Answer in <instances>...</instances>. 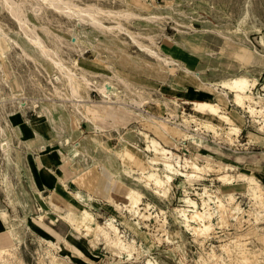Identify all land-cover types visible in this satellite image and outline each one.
Returning a JSON list of instances; mask_svg holds the SVG:
<instances>
[{
  "label": "rangeland",
  "instance_id": "rangeland-1",
  "mask_svg": "<svg viewBox=\"0 0 264 264\" xmlns=\"http://www.w3.org/2000/svg\"><path fill=\"white\" fill-rule=\"evenodd\" d=\"M77 1L81 4H100L104 9L116 10L122 9L123 0ZM148 1L157 6L173 2L177 11L162 28L155 25L147 26L146 23L135 19L127 22L126 28L136 35L140 43L150 44L152 48L158 51L160 49V52L170 53L176 57L179 61L173 65L174 71L171 73L167 72L163 63L146 51L140 50L126 32L106 28L97 29L89 22H81L76 30L81 29V36L84 35L83 41L86 42L87 39L91 42L85 44L87 47L81 44L84 47L83 57L78 47L70 46L69 29L74 25L72 18L48 7L40 17L34 15L31 10L25 12V16L38 25L37 31L41 37L48 45L56 48L60 57L78 60L81 66L88 67L92 71L109 72L108 69L89 61L96 55L127 78L135 90L136 87L139 89L138 92L132 91L134 94L127 90V99L124 101L109 103L104 108L103 117L100 119L93 117L91 107L76 108L71 104L76 101L74 97L67 94L64 78L60 76L56 68H50L48 62L35 61L38 54L27 42H25L26 49L34 59L29 57L22 59L20 55H16L18 50L15 48H9L5 52V58L0 53V64L7 71L5 80L0 73V93H3L6 98L0 100V125L7 129L12 138L17 135L14 127L6 121L10 113L14 118L20 115L19 112L13 111L14 109L23 111L25 108L21 109L16 106V103L11 102L13 96L10 95L7 82H10V75L14 73L22 89L25 88L23 95L18 97L26 94L29 97L44 98L42 100L44 104H53L54 119L50 121L59 120L60 125L62 124V126L59 125L61 130L63 125L66 127L62 131L60 128L57 129L53 138L48 135V139L45 140L49 142L45 144V148H40L38 154L42 155L43 161L44 157L48 159L54 157L52 158L54 170H52L60 174L61 180L67 177L61 174L58 164L69 167L71 171L73 167H80L85 162H89L91 176L96 178L98 184L94 192H99L92 193L95 198L86 199V204L83 203L82 207L85 206L93 213L96 222L103 225L105 220L113 219L118 228L115 233L109 232L108 239L102 235L94 237L91 234L82 235L76 232L72 219L67 216L70 204L67 205L66 202L71 199L69 193L63 190V195L59 197L60 203H54V201L50 203L52 208L48 207L39 197L38 191L33 188L37 180L31 175V172L35 170L33 160L35 156L30 151V149L34 151L32 140L27 144L29 147L26 153L23 145L15 143L17 140L13 139L14 145L22 148L23 153H26L27 158L24 159L23 164L30 169L27 172L26 166L22 167V172L25 173L23 182L24 187L30 189L34 197L26 200L25 206L28 205L29 208L27 207L26 219L22 220L20 216L24 215V210L18 206V213H16V209L9 204V197L2 189L1 174L0 208L9 214L14 224V234L7 231L10 240L5 245L13 246V254L9 258L14 262L39 264V261L43 260L46 264H56L60 260L65 264H149V259L154 264H231L232 262L230 263L228 256L221 248L222 245L228 244L236 236L249 242V245L257 243L253 235L246 234L252 227L264 233V209L248 195L244 182H235L236 185L222 183L216 178L219 173L217 167L203 166L206 162L215 166L228 163L235 167L233 172L237 170L251 172L254 179L259 180L264 186V127L260 128L264 123V111L251 114L246 107L237 106L233 103V92L229 88L224 89L227 91L221 99L217 93H210L202 88L203 82L220 89L219 84L223 79L228 80L235 74L247 73L250 78H257V83L251 88L252 94L257 99L264 98V44L261 43V39H264V0ZM242 18L244 19L242 26L235 30ZM175 20L182 23L178 24ZM103 21L104 24L111 25L115 20L105 18ZM40 22H43L45 27H40ZM188 23L192 26L187 25ZM0 24L22 41V37L15 33L18 24L8 10L2 7L1 2ZM46 27L51 30V33L45 31ZM54 34L61 35L62 42L54 39ZM147 35H150L151 40ZM227 35H231L234 41L229 37V39L226 38ZM1 45H3L2 42H0V48ZM182 62L197 72L199 79L186 75L181 69L176 68L183 67ZM43 66L48 67V71ZM51 74L60 76L59 81L54 78L52 80L59 90L54 88L50 80ZM94 78L100 77L94 75ZM115 82L117 85L120 84L117 80ZM5 89L8 91L5 92ZM258 95L260 97H257ZM138 96L149 101L139 106L132 101V98L139 99ZM208 96L214 103H220L231 118L240 125L238 134L230 136L234 139V143L228 142L225 137L228 124L218 121L216 116L197 114L194 110L192 101L202 100ZM91 98L96 101L101 100L96 91L91 92ZM165 98L173 99L177 105L175 106ZM3 101L8 106V111L4 108ZM137 111L144 115L137 114ZM169 111L176 114L171 120L174 124L177 123L180 130L174 139L164 142L154 132L153 123L147 116H152L158 122L161 117H170ZM38 112L42 113L39 110ZM115 113L122 115L125 120L107 123V120L112 121L109 118H113ZM25 114L31 120L36 118L33 110H28ZM181 115L188 117V127L184 125ZM127 118H129L128 121ZM205 118L213 124L220 135L216 136L212 131L201 127L200 122ZM29 124L31 125L30 122ZM30 125L27 129L21 128L22 139H30L34 135L39 137ZM97 125L100 126L99 129L96 128ZM131 127L146 133L149 139L156 140L168 150L167 155L170 156V161L175 168L169 184L165 182L166 171L162 163L155 164L153 167H158L155 170L141 160L144 154L154 156V149L153 146L146 148L149 143L142 138L141 134L131 133ZM196 127L199 128L195 129ZM182 131L188 135L184 136ZM198 138L204 141L201 142ZM75 142L81 144V151L76 153L78 156L73 159V163L61 162L56 153L58 149H54L60 148V143L65 147L66 144ZM128 142L136 147H132ZM107 146L109 150L106 153L104 147L107 148ZM47 148L45 153L44 149ZM13 151L16 152L14 149ZM117 151L125 159L129 158L123 154L126 151L140 158H130L131 163H127L122 156L116 154ZM12 156L15 158V154ZM179 156L181 164L184 163V168L181 170L177 169L172 160ZM189 160L199 163L203 168L193 170L187 166ZM141 167L144 168V172ZM11 168L7 169L8 178L17 188V178ZM152 171L157 172L161 178L160 186L148 177V172ZM29 179L32 180L33 187L29 186ZM69 189L73 191L74 185L70 183ZM133 191L140 195V207H142L140 212L144 216L133 214L128 210L131 205L125 195ZM41 193L48 194L49 187ZM230 194L234 197L232 200L228 198ZM186 196L196 203V210L210 213L209 219L205 220L207 223L208 220L211 222L209 230L198 231L195 227H199L200 223L197 221L185 223L183 216L177 212L183 206ZM23 199L24 197L21 201ZM35 202L40 205H38L40 209ZM118 203L120 206L117 205ZM217 207L220 211L216 210ZM59 211L63 213V217L60 216ZM2 230L4 227L0 222V231ZM140 232H143L145 237ZM15 236L17 239L14 240L12 237ZM111 238L115 241L120 240L125 245V249L114 245ZM48 241L55 243L56 247L48 245ZM200 255L202 260H199Z\"/></svg>",
  "mask_w": 264,
  "mask_h": 264
},
{
  "label": "bare ground",
  "instance_id": "bare-ground-1",
  "mask_svg": "<svg viewBox=\"0 0 264 264\" xmlns=\"http://www.w3.org/2000/svg\"><path fill=\"white\" fill-rule=\"evenodd\" d=\"M1 5L3 8L8 10L12 18L15 20V22L18 24V29L15 30V33L18 34V36L22 37V41L17 36H14L10 32H8L7 29H5L0 24V42L3 43L0 48V53L3 56V58L6 57L5 52L9 50V48H15L17 49L16 55H20V57L23 59L24 57L27 58H33L32 54L26 49L27 42L32 48L36 50V53L38 54V58H35L34 60L41 63V62H48L50 64V68H56L60 76L64 78L66 85H67V94L74 97L76 102H72L71 104L75 106L76 108L86 106L91 107V111L93 112V117H98L100 119L102 116V113L104 111V108L109 105V103H119L118 100L124 101V99H127L126 92L130 91H136L138 92L139 89L136 87V90L132 84H130L129 80L122 76L111 64L105 62L104 60L98 58L96 55H94L93 58H90V62L95 63L96 65H100L106 69H108L109 72H100V71H92L88 69V67H83L79 64L78 60H75L73 58L68 57V59H63L58 54L55 47L48 45L45 40L41 37L39 32L37 31L38 25L31 22L26 16L25 12L27 10H31L34 15L40 17L41 13L46 10L48 7L49 9L56 11L58 13L64 14L67 17H70L74 20V25H72L69 29L71 38H70V46L71 47H78L79 52L81 51V54L83 56V50L85 44L91 43L86 39V42L82 40L81 36V29L76 30V27H79L81 25V22H89L92 26L96 27L97 29L106 28L109 30H116L117 32H126L131 39L132 42L136 43L138 48L140 50L146 51L149 53V55L156 58L158 61L163 63L166 66V70L168 73H171L174 71L173 65L177 64L179 61L176 57H173L170 53L166 52H160L156 50L155 48H152L150 44H142L138 41V38L135 34L129 32L126 28L127 22H132L133 19L142 21L146 23L145 25H155L162 28V26L169 21V18H172L173 14L176 13L177 8L173 2H167L164 6L161 5H153L148 0H123L121 2L122 9H116V10H109L104 9L103 6L100 4L90 3V4H81L77 0H0ZM105 18H111L115 21L111 25L104 24L103 19ZM178 24L182 23L181 21L175 20ZM244 22V19L242 18L240 22H238V26L235 30L239 29V27L242 26ZM43 22H40V27H45V24H42ZM187 25L192 26L191 23H188ZM47 33H51V30L46 27L45 28ZM54 39L57 41L62 42V36L59 34H54ZM223 36V35H222ZM86 37V34H85ZM147 37L151 40L150 35ZM230 38L233 40L231 35H227L226 38ZM228 38V39H229ZM5 41V42H3ZM234 41V40H233ZM152 42V41H151ZM261 43L264 44V39H261ZM84 44V47L81 45ZM3 46V47H2ZM94 54H96L95 49L93 48ZM84 57V56H83ZM5 60V59H4ZM183 63V62H182ZM3 65L0 64V73L3 75V79L5 80L7 76V71L3 69ZM47 71L48 67L43 66ZM176 67V66H175ZM181 69V71L186 75L194 76L195 78L199 79V76L197 72L193 71L187 64L183 63V67L179 66L176 67ZM94 75L99 76L100 78H94ZM52 77H50V80L52 82L53 78L55 80H60V76L57 74H51ZM118 81L120 84L117 85L115 81ZM7 82V80H6ZM257 83V78L253 77L250 78L247 73H241V74H235L234 76H231L230 78L223 79L222 83L219 84L221 87L220 89L218 87L213 86L212 84H207L202 82V88H204V91L210 92V93H217L221 98H224V95L226 94V91L224 89L229 88L230 91L233 92V103H235L237 106L246 107L248 111H250L251 114H255V112H263L264 111V98H256L254 94H252L251 88L255 86ZM9 89H10V95L12 99H14L17 106L21 109H23L28 102H32L34 106L38 107V110L42 113L46 114L49 120L54 119L53 115V104H44L42 100H36L32 99L29 101V98L23 95V89L21 86L16 87L11 81L7 82ZM54 88L59 90V87H57L54 84V81L52 82ZM128 90V91H127ZM96 91L100 97L101 100L96 101L91 98V92ZM131 94H134L133 92ZM227 97V95L225 96ZM257 97H260L258 95ZM137 98H132V101L136 104L143 105L144 103L148 102L149 100L138 96ZM5 95L3 93H0V100H4ZM169 102H172L177 105V102L170 98H165ZM228 99V98H227ZM229 100V99H228ZM86 101H89L86 103ZM52 102V101H51ZM165 103V101H163ZM124 103V102H121ZM194 110L197 114H206L208 116H216L218 121H222L226 124H228V129L225 132L226 140L230 143H234V139L230 136L232 134H238L240 125H238L234 119L231 118V115L228 114L227 111H225L223 106L220 105V103H214L212 99L204 97L202 100H196L192 101ZM139 115H144L142 112L137 111L136 112ZM170 117H161L159 118L158 122L157 120H154L152 116H147L153 123L154 132L156 135L161 138L164 142L170 141V139H174L176 135H178V131L180 130L177 127V123L174 124V122L171 120L174 115H176L173 111H169ZM164 115V114H163ZM183 117V123L187 127L189 126V119L185 115H181ZM90 118V116H88ZM193 120V119H192ZM7 123H9V118L6 119ZM201 127L206 129L207 131H212L214 135H220V132L216 130V128L213 126V124L210 123L208 119H204L200 122ZM264 127V123L260 126V128ZM97 129L100 128L99 125L96 126ZM199 127H196L195 129H198ZM14 131L18 132L17 128L14 127ZM131 133L134 134H141L142 138L146 140L149 144L146 145V148L149 146H153L154 149V156H148L144 154L141 156V160L148 163V165L155 170L158 169V167H153L155 164L162 163L164 166L165 172V182L169 184L170 180H172V173L175 172V168L173 167V164L170 161V156L167 155V151L159 142L153 139H149L147 134L141 131H138L137 129H134L133 127L130 128ZM137 131V133H136ZM182 134L184 136H187L185 132L182 131ZM200 136V135H199ZM204 137V136H203ZM40 139V138H38ZM201 142H203V139L198 138ZM38 141V140H37ZM49 142L45 139H41L40 141V148H45V144ZM129 143V142H128ZM132 145V147H136V145H133V143H129ZM61 147L57 150L58 158L61 162H71L73 163V159L78 156L76 153L78 151H81V144L79 142H75L74 144H66L65 147H63V144L60 143ZM200 145V144H199ZM131 147V148H132ZM105 152L107 153L109 148L107 146L104 147ZM138 151L139 149L136 148ZM133 151V148H132ZM115 153V152H114ZM12 154H15V158L12 156ZM117 155L122 156L118 151L116 152ZM126 155V157H129L125 159L123 156V160H125L127 163H131V159H136L140 157H134L127 151L123 153ZM0 155L1 160L3 163V169H2V185L3 189L6 193V195L9 197V204L12 208L16 209L19 206L24 210V215L20 216L22 220L26 219V213H27V206L26 200L33 199V196L31 195L28 188L24 187V180L23 175H21L20 172V164H21V156L18 150L14 153L13 147H12V137L11 134L7 131V129L3 128L0 125ZM109 155V154H108ZM33 160L37 164L38 169H41L44 167V161L41 154H38V157H33ZM188 161V160H187ZM189 164H187L188 167L192 168L193 170H198L200 168H203V166H207L209 168L217 167V170L219 171L217 175V180L221 181L225 184L230 185H236L235 182L242 181L244 182L243 185L248 193L252 198L255 199V202L260 204L262 209H264V186L259 182V180L254 179V176L251 174V172H247L244 170H237L236 172H233L235 167L231 164L224 163L222 165L215 166L214 164L210 162H206L205 165L201 167V165L197 162L189 160ZM186 165V162H185ZM14 167L15 169V175L18 182V189L15 187L14 183L10 178H8V172L7 169ZM30 169L27 167V170ZM144 168L141 167L142 172ZM47 172L52 176L53 182L49 185L50 193L46 196H42V194H39V197L43 200L44 203L51 205L50 203H56L59 202V197L63 195V190L67 191L69 195L71 196L70 201L66 202V204H70L68 207L67 216L72 219V225L75 227V231L80 234H91L94 237H98L102 235L104 238L108 239L110 238L109 232L113 231L114 233L117 232L118 228L114 224L113 219L105 220L104 224H100L96 222L93 213L86 208L85 206L82 207V204H86V199H93L95 198L94 195H92L94 189H97V181L96 178L91 176L90 170H89V162H85L80 167H73L70 171L71 176L69 179H63L59 178L60 174L53 171L51 168H46ZM44 171V170H43ZM232 171V172H231ZM46 172V173H47ZM25 174V173H24ZM28 174V173H27ZM148 177L152 178L154 183L158 186L162 184L161 178L158 176L157 172H148ZM45 177V176H44ZM43 177V178H44ZM42 178V179H43ZM73 184H72V183ZM70 183L74 185L75 189L73 191H70L69 185ZM33 187L32 180L29 179V186ZM209 196V194H208ZM23 201H21V198H23ZM125 197L127 198L129 204L131 205L128 207V210L136 215H142L140 212V204L141 199L138 192L133 191L130 192L128 195L126 194ZM231 200L234 198L231 194L228 196ZM209 199V198H208ZM217 200H221L217 197ZM65 202V201H64ZM119 202V201H118ZM184 204L182 207H180L177 212L180 213V215L183 216V220L185 223L190 221H197L200 223L199 227H195L198 231L204 232L210 229L211 222L208 223L205 221L206 219H209L210 213L209 212H200L196 210V203L191 200L190 197L186 196L184 199ZM60 203V202H59ZM203 203H205L203 201ZM65 204V203H64ZM118 203L117 205H119ZM40 206V205H39ZM38 206V209L40 207ZM58 206V205H57ZM120 206V205H119ZM118 206V207H119ZM190 206V207H189ZM192 206V208H191ZM189 207V208H188ZM29 208V207H28ZM56 210V208H54ZM218 211H220L219 207H217ZM58 211V210H56ZM60 212V211H59ZM60 216L63 217V213L60 212ZM42 214V213H41ZM19 216V214H18ZM44 216V214H42ZM148 217V215H145ZM0 217L2 219V222L5 224L6 230L8 232L14 231V224L10 220L9 214L0 208ZM66 221V220H64ZM127 221V220H125ZM131 225V223H130ZM132 226V225H131ZM27 227V226H26ZM134 228V226H133ZM14 234V232H13ZM141 235L144 236L143 232H140ZM248 235H253L257 241V243H251L249 245V242L244 241L240 236H236L233 238L228 244L222 245L221 248L223 249L224 253L228 256V259L230 260L231 264H264V233L261 232L258 228L252 227L248 229L246 232ZM93 237V238H94ZM145 237V236H144ZM14 240L17 239V236L12 237ZM112 242H114V245H117L121 249H125V245L120 241H115L114 238H111ZM19 241V240H18ZM48 245L52 247H56L55 243H52L51 241H48ZM2 245V244H1ZM12 247L8 246H1L0 247V264H18L17 262H14L9 258L10 255L13 254ZM54 258H56L54 256ZM227 259V257H226ZM199 260H202L201 255L199 257ZM228 261V260H227ZM149 264H154L153 261L148 259ZM216 263V262H215ZM39 264H46L43 260L39 261ZM56 264H65L63 262H58ZM229 264V263H227Z\"/></svg>",
  "mask_w": 264,
  "mask_h": 264
},
{
  "label": "crops",
  "instance_id": "crops-1",
  "mask_svg": "<svg viewBox=\"0 0 264 264\" xmlns=\"http://www.w3.org/2000/svg\"><path fill=\"white\" fill-rule=\"evenodd\" d=\"M11 73V72H10ZM9 80L13 83L14 82V85L16 86V87H19V86H21L20 85V83H19V81H17L18 80V78L16 77V75H14V73H11V75H10V78H9ZM35 84H36V82H35ZM38 84V83H37ZM40 84V83H39ZM6 90L7 89H5V92H6ZM23 90L25 91V88H23ZM8 91V90H7ZM44 91V90H43ZM26 93V92H25ZM25 96H26V94H25ZM26 97H29V96H26ZM56 98V97H55ZM32 99H36V100H43L44 98H40V97H29V101H31ZM14 102L15 103V101L12 99L11 100V102ZM5 103V101H3L2 102V104H3V106H4V108L6 109V111H8L7 110V105H5L4 104ZM10 107H12V105H9ZM14 107H15V105H13ZM17 106V105H16ZM10 107L8 108V109H10ZM29 108H31V109H29ZM28 110H33L34 112H35V116H36V118L35 119H30V118H28L27 117V115L25 114L26 112H28ZM118 111H120V109H117ZM13 111H15V112H19L20 113V115H16V118H14L11 114L12 113H10V115L8 116L9 117V124L12 126V127H16L17 128V130H18V132H17V135L16 136H14L13 138H12V147H13V149L16 151V149H18L19 151H20V156H21V168H20V172H21V175H23V177H24V173L22 172V167H24V166H26V165H24L23 164V162H24V159H26L27 157H26V153L28 152V142L30 141V140H32V142H33V144H32V146L34 147V151H32L31 149H30V151L31 152H33L32 153V155L33 156H35V157H37V155H38V152L40 151V141H41V139H48V135H50V138H53L54 137V135L56 134V132H57V129L59 130V128H60V126H62V124L60 125V121L59 120H55V121H53V122H51L49 119H48V117H47V115L46 114H44V113H39L38 112V108H37V106L35 107L34 106V104L32 103V102H28V104L25 106V108H24V110L23 111H19V110H16V109H14ZM122 112V111H121ZM114 117L113 118H109V119H111L112 121H110V122H108V120H107V123H112L114 120H120L121 119V122L122 121H124L125 120V118L122 116V115H117L116 113L113 115ZM128 119L129 118H127V121H128ZM29 122L31 123V125L33 126V130H34V133L36 132L38 135H39V137H36L35 135H34V137H32V138H30V139H22V131H21V128H24V129H27V126H29L30 124H29ZM14 123H17V124H14ZM29 124V125H28ZM15 125V126H14ZM19 125V126H18ZM30 125V126H31ZM60 125V126H59ZM65 125H63V129L65 130ZM62 129V130H63ZM61 130V128H60V131H62ZM21 134V135H20ZM38 138H40V139H38ZM13 139H16L17 141L15 142V143H21L22 145H23V147L26 149V151H24V152H26L25 154L23 153V151H22V148H20V147H18V146H15L14 145V141H13ZM38 140V141H37ZM56 149H58L57 147L54 149V150H56ZM46 150H48V148L47 149H44V152L46 151ZM46 153V152H45ZM50 153V152H49ZM48 154V153H47ZM52 158H54L53 156H52ZM52 158H49L48 159V157H44V163L46 164V165H44V167L43 168H41V169H38V167L36 166V163H34L35 164V170H34V172L32 173L31 172V175L32 176H35L36 177V182H35V185H34V189H36L38 192H39V194H42L41 192H42V190L44 191L45 190V188H47V187H49V185L50 184H52V182H53V179H52V176L47 172V170H46V168L47 167H49V168H51V169H53L52 167H53V164H54V161L52 160ZM2 158H1V155H0V177H1V171H2V165H3V163H2V160H1ZM27 161V160H26ZM26 168V170L25 171H27V166L25 167ZM58 168H59V170H60V172H61V174L64 176V177H67V179H69L70 178V176H71V173H70V169H69V167H67V166H62V165H59L58 164ZM12 170H14L13 171V174H14V172H15V169L14 168H11ZM44 170V171H43ZM54 170V169H53ZM28 172V171H27ZM47 172V173H46ZM45 176V177H44ZM22 177V178H23ZM44 177V178H43ZM43 178V179H42ZM72 183V182H71ZM73 184V183H72ZM40 185V186H39ZM36 186V187H35ZM30 188H32V187H30ZM3 189V188H2ZM41 189V190H40ZM4 190V189H3ZM29 191H30V193H31V190L29 189ZM93 191V193H96V192H99V191H95L94 192V190H92ZM49 193H50V188H49ZM48 193V194H49ZM47 195V194H46ZM46 195H44V194H42V196H46ZM33 196V195H32ZM34 198V197H33ZM34 201H35V199H34ZM35 204L38 206L39 204L38 203H36L35 202ZM46 204V203H45ZM48 207H50V208H52V205H48V204H46ZM53 211V210H52ZM43 221V220H42ZM0 222L3 224V227H4V230H2V231H0V247L1 246H5V244H7L8 242V240H10V235H9V233L7 232V230H6V227H5V224L2 222V219H1V217H0ZM58 234H56V236H57ZM8 237V238H7ZM2 244V245H1Z\"/></svg>",
  "mask_w": 264,
  "mask_h": 264
},
{
  "label": "built area",
  "instance_id": "built-area-1",
  "mask_svg": "<svg viewBox=\"0 0 264 264\" xmlns=\"http://www.w3.org/2000/svg\"><path fill=\"white\" fill-rule=\"evenodd\" d=\"M172 160L176 164V167H177L178 170H181V168H184V166H183L184 163L181 164L180 156L177 159H172ZM183 161H184V159H183ZM178 163L181 164V165H179ZM182 171H184V170H182ZM182 171H181V173H182Z\"/></svg>",
  "mask_w": 264,
  "mask_h": 264
}]
</instances>
